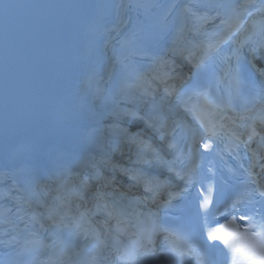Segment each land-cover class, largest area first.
<instances>
[{
	"label": "snow or ice",
	"instance_id": "snow-or-ice-1",
	"mask_svg": "<svg viewBox=\"0 0 264 264\" xmlns=\"http://www.w3.org/2000/svg\"><path fill=\"white\" fill-rule=\"evenodd\" d=\"M119 7V6H117ZM185 10L191 11L189 5H185ZM208 7H213L209 5ZM216 9L215 16L223 17L220 19V25L223 26V33H213L210 41H200L197 43L195 40H186V32L180 29L177 37L173 40V47L169 49L174 55H180L195 69H201L205 61L214 52H217L221 45L232 41L237 44L233 55L239 59V52L241 47L246 43L256 44V37L260 38L258 47L250 48V56L254 59V54L257 51L264 53V0H243L241 3H234L231 5L217 4L214 6ZM220 9H225L221 12ZM249 9H252L251 11ZM254 15H259L260 20H250L249 18ZM191 19L193 21L203 20L208 23V18L205 14L192 11ZM245 24L251 25V30L245 28ZM124 24H121L123 27ZM203 27V25H201ZM163 32V29L159 30ZM197 32V29H193ZM238 37L233 41V37ZM242 37V39H239ZM154 36L139 35V30L131 32L126 37L122 44L125 52L121 57H118L112 62L109 68V79L116 72L117 65H122L120 78L117 81L114 90L101 89L97 98L110 101L114 107L112 108L111 115L117 118H126L128 120H142L145 125L152 128L159 133L161 141L169 150L177 149V143L172 142L169 137L171 133L163 131L165 128H170L173 124L178 128L180 125L174 120L164 115V106L166 98L175 96V105L169 107V111H173L175 107L183 108L192 119L196 122L200 135L190 138L189 149L195 148L196 155H202L200 149L196 144L207 138L210 142L203 143L202 147L205 151H209L218 135L216 124L214 123L215 111L220 108L208 88L200 86H192L185 90L184 85L186 80L180 79L179 85H171L164 88V96L159 100L156 99V94L159 91L161 84H166L168 80L174 79L171 75V64L169 60L163 57L151 56V68L148 71H141L135 63L137 56H149L147 51V41L154 39ZM183 42L184 47L180 44ZM199 52L201 55L197 56ZM187 53V54H185ZM230 60L231 57H228ZM167 68L169 71H164ZM188 79H192L189 77ZM233 82L239 88L240 80L238 75V68L233 74ZM121 104H127L129 107L121 108ZM147 105V110L144 106ZM211 117V119H210ZM223 119V117H221ZM223 127V125H221ZM189 132L193 129L189 128ZM122 133V143L135 145L137 147V163L150 164L153 161L171 164L164 160L157 149L152 147L150 143L146 142L139 132H129L126 128L120 129ZM256 135L253 130L252 136ZM239 139V137H237ZM251 139V136L249 137ZM119 147L116 144L112 147L115 151ZM178 158V157H177ZM99 163L109 168L110 171L115 173L119 171L134 182V184H143L146 195L143 198L127 196V193H118L113 187L115 175L111 177H103L102 172L99 170L95 158L78 162L72 168H63L55 178L56 187L49 188L47 185H40V189L45 195L52 196L53 204L45 205L47 207L46 218L50 222V226L62 225L64 227L71 226L75 221H80L87 225V229L81 226L80 223H75L80 231L91 232L92 238L97 242L94 254L88 259L86 264H103L107 260L104 254H115L117 264H180L179 257L190 255L197 250V245L194 240V225L184 224L175 227L167 226L162 222L160 213L172 204V202L179 198L187 188L180 189L177 192L168 193L167 199L160 202L158 211H141L138 205L148 200L153 204L157 203L160 194V185L155 181V178L147 177L140 169L123 168L118 165L110 164V156L107 150L101 152ZM94 169V174L85 176L82 174L84 169ZM176 176L184 180L186 185L196 183L192 176V169L181 174L175 168L169 167ZM104 179L101 188L91 196V207H85L80 211V204L75 205V213L72 212L73 201L81 200L85 204L89 203L86 197V192L91 186V182L95 179ZM15 186V181H13ZM113 187L111 193L104 191ZM21 191V189H16ZM203 196L199 203V209L203 215H207L211 206L214 203L212 192L213 188L209 186L207 189L201 188ZM207 191L208 195H203ZM257 191L260 196L264 197V190L257 186ZM6 195H8L6 193ZM245 196L249 193H245ZM115 197L109 199V197ZM15 201L16 212L12 208L0 209V224L14 226L17 214L21 212L22 197H12ZM39 200V197H37ZM127 200V204L122 201ZM243 202V198L233 202V210L237 209L236 205ZM23 203L29 208L32 207L31 200L24 199ZM44 204L43 201H40ZM103 213L104 220L93 223L92 217ZM25 215H28L26 212ZM23 219V217H18ZM31 220L40 224L44 228V224L36 219L34 215L30 217ZM68 220V224H64V220ZM240 220L249 221L248 225L241 230L237 221V217L233 216L229 224H221L213 231H209L207 239L209 241H220L226 249L231 253V264H264V221L260 223L255 222V217L241 216ZM112 221H115L113 224ZM27 227V224H25ZM3 235L8 236L7 229L4 230ZM163 235V240L168 242L169 248L166 252L157 253L156 251V237ZM15 240L14 236H8L7 240L0 241V243L11 244ZM179 240L183 243L185 251L179 252L176 247L175 241ZM32 241H26L22 251L27 250L28 245ZM211 253L205 250H200V259L197 264H212L209 257ZM51 264V262H50ZM75 264H82L81 261H76Z\"/></svg>",
	"mask_w": 264,
	"mask_h": 264
}]
</instances>
